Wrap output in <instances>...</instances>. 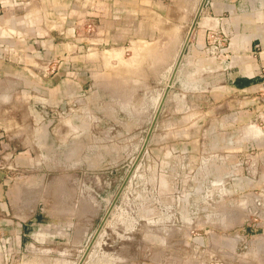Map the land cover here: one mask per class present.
<instances>
[{"label": "rangeland", "instance_id": "rangeland-1", "mask_svg": "<svg viewBox=\"0 0 264 264\" xmlns=\"http://www.w3.org/2000/svg\"><path fill=\"white\" fill-rule=\"evenodd\" d=\"M195 11L196 6L193 7V11H179L177 19L182 18L183 23L177 22L170 28L162 23L161 30H171L176 42L169 41L168 36H163L160 40V51H147L142 48L136 50L134 46H130L124 52L120 49L117 58L115 54L106 56L104 52H107V48L103 44L98 49L91 47L92 44L87 42L82 44L80 53L83 54V59L78 62L83 60L87 63L99 62L102 66L101 70H97L99 78L108 80L113 77L121 82L131 81L135 88L140 86L139 90L137 88L134 90L136 94L132 99L124 101L123 110L118 113V116L123 117L122 121L131 122L134 128L129 134L131 138L124 143L118 140L128 133H115L113 130L106 133L103 131L107 127L105 125L99 124L100 128L93 127L96 133L89 132L85 137L78 135L76 131H70L72 125L74 126L70 117L78 112L77 108L80 106L78 102H74V98L72 101L65 98L59 106L58 104L56 106V103H51L49 99L38 101L34 98L37 96L36 93L32 96L33 100L40 102V107L56 116L51 127L52 138L56 145L61 146V149L76 151L78 142H83L81 149L74 155L71 154L66 163L68 160L81 161L86 149L91 145H103L104 141L117 142L116 146L122 148L123 152L115 149L118 150L117 155L122 154L124 160L118 155L116 160L111 162L114 171L109 183L111 185L109 195L113 193V197L117 193L118 195L116 199L111 200V209L108 213V208L101 207L92 198V191L88 189L96 186L94 176L97 174V168L75 165L64 168L55 166L46 168L40 164L30 166L20 161L19 156L17 161L15 153L17 150H24L25 140L30 139L29 135L24 134L25 127L30 122L26 119V103L22 101L20 95L15 97L18 88H8L5 94H2L0 184L5 210H0V217H4L6 213L12 214L20 208L30 212L29 208L33 206L39 208L46 201L50 205H56L57 198L49 196L50 198L44 200L41 198V192L48 187L53 190L51 191L53 194L57 191L61 192L59 208L64 226L71 230L82 229L83 233L82 236L75 237L74 241L72 235L64 238L60 246V249H63V261L59 264H264V208L253 212L254 194L251 193L253 190L248 187L238 191L236 186L239 183L236 181L231 164L212 168L203 165L204 159L209 154L202 146L207 137L202 135V129L217 126L216 106L202 102L201 96L197 94L200 89L198 86L187 89L179 83L175 84L172 94L176 95L177 99L181 96V103L188 105L187 110L184 111L182 107V111L170 114L167 103L160 105L163 94L156 102L155 108L150 100H146L151 87L148 72L144 68L151 66L152 70L150 68L148 70L152 73L159 59V64L164 69L172 58L179 54ZM186 13L187 17H185ZM87 23L93 25V30H97L90 20H82L79 24L75 22L77 25L75 30L84 32L82 37L88 33ZM207 24L209 28H203L205 31L203 57L217 61L220 59L213 57L211 53L213 45L217 42L215 39L217 31L212 28L215 23ZM173 43L176 46L175 55L170 52L173 50L170 49ZM184 54L181 76L188 79L196 71H190L186 67L187 53ZM128 57H131L129 61L122 60ZM31 63L39 65L42 61L32 60ZM33 69L37 74L34 78L46 77L56 70L50 68L41 70L37 66ZM92 73L95 74L96 71L93 70ZM130 73L133 75L128 76ZM199 75L200 73L197 76ZM211 89L208 86L209 93L216 95V89ZM143 91H145L144 97L141 94ZM61 105L65 107V114H61ZM162 106L165 107L161 116L157 114L147 138L155 112L161 110ZM40 115L41 120H44L41 110ZM87 115L86 118L93 116L89 111ZM125 115L129 118L126 119ZM61 118H68L70 121L69 125L61 130L65 133L63 141L58 140L55 133ZM136 123L139 126L135 129ZM74 127L77 130V127ZM21 130L23 132L20 133ZM141 139L143 142L146 140V145L138 156L143 144ZM61 154V150L54 151L51 160L53 158V162H57ZM189 160L192 161L189 163ZM82 161L86 163L89 160L82 159ZM126 163L129 166H126ZM138 163L140 164L137 166ZM109 168L110 166H104L97 171L98 176L102 174L99 172H107ZM245 169L243 165L244 173ZM59 175L61 187L57 190L56 177ZM80 176L89 184L76 180ZM47 182L51 184L47 185ZM2 225L0 223V226ZM248 228H251V231L246 230ZM86 234H88L87 238ZM35 249V252H39L32 251L31 258L34 259L29 264H42L39 259L40 248ZM3 264H16L15 258L9 257L6 262L3 261Z\"/></svg>", "mask_w": 264, "mask_h": 264}, {"label": "crops", "instance_id": "crops-1", "mask_svg": "<svg viewBox=\"0 0 264 264\" xmlns=\"http://www.w3.org/2000/svg\"><path fill=\"white\" fill-rule=\"evenodd\" d=\"M0 4V98L8 88L14 87L18 88L15 97L20 95L26 103V119L30 122L26 125L24 134L29 135L30 139L25 140L24 150H17L15 158L18 161L19 156L20 161L30 166H43L44 162L43 153L34 136L41 119L37 107L40 102H36L37 100L43 102L49 99L56 106L65 98L84 102L78 106L77 111L85 118L88 117V111L90 115L93 114L91 118H86L89 122L88 132L94 134L93 127L105 125L107 127L103 131L106 133L112 130L115 133H128L118 142L124 143L131 138L129 134L134 129L133 124L122 121L123 117L118 116V113L123 110L124 101L132 99L136 94L134 90H139L140 86L135 88L131 81L121 82L113 77L108 80L99 78L97 70L102 68L99 62H78L83 59V54L80 53L82 44L87 42L95 49L103 44L106 50L121 49L122 52L130 46L160 51L163 36L176 42L171 30H161L162 23L169 28L177 22L183 23L182 18L177 19L179 11H193V7L198 6L196 0H22L17 4L16 0H0ZM187 16L186 13L185 17ZM82 20L92 21L97 30L86 33L85 37L81 36L84 32L74 33L73 23ZM210 22L215 23L212 28L218 33H226L229 40L227 56L222 60L214 61L203 57L204 29L209 28L207 23ZM188 31L189 27L187 34ZM185 39L186 37L181 47ZM171 48L173 50L170 52L175 55V43ZM184 53H187L186 67L190 71H196L188 77V81L200 88L197 94L201 96L202 102L214 104L217 109V126L202 129V135L207 136L202 146L209 154L203 165L212 168L231 164L239 183L236 186L238 191L249 187L254 196H261L264 193V0H205ZM177 55L178 53L164 69L159 64V59L152 73L148 67L144 68L149 73L147 75L151 87L147 101L153 102L156 96L162 95L165 86L162 82L169 76L168 71L175 64ZM53 58H63V62L60 61L50 75L34 78L36 70L31 61H42L38 65L41 66ZM129 59L131 57L122 60ZM93 70L96 71L95 74L92 73ZM208 86L215 88L217 94L209 93ZM144 92H141L143 97ZM35 93L37 96L34 98L37 100L32 97ZM176 97L172 94L167 102L170 114L182 111V107L184 111L188 108L187 104L181 103V96L179 99ZM112 107L115 112H112ZM164 107L162 106L158 116H161ZM125 118L129 117L125 115ZM74 126L70 131L82 135L84 129L76 126V130ZM137 126L138 123L135 129ZM55 133L61 141L57 130ZM115 143L104 141L103 145H91L82 155V159L89 160L86 163L82 159L79 162L68 160L66 163L59 157L57 162L50 158V166L97 168L94 176L96 186L88 189L92 191V198L103 207L111 191L109 183L114 171L111 162L118 155L123 159L122 154L117 155L116 152L123 150ZM243 165L245 173L242 171ZM104 166H110L109 170L99 172L102 174L98 176L97 171ZM56 178V188L60 190V175ZM76 180L89 184L81 176ZM48 184L51 183L47 182ZM51 191L53 190L49 187L42 190L41 198L45 200L54 196L58 200L56 205H50L46 201L39 208H29L30 212L20 208L0 217V223L3 224L0 226V264L9 257L15 258L16 264H29L34 259L31 258L32 251L35 252L38 247L42 264H59L63 261V249L60 246L64 238L72 235L74 241L75 237L82 236V229L71 230L64 226L59 208L62 193L57 191L55 195ZM4 205L0 184V210H5ZM6 216L8 217L5 218ZM250 229L246 230L251 231Z\"/></svg>", "mask_w": 264, "mask_h": 264}, {"label": "water", "instance_id": "water-1", "mask_svg": "<svg viewBox=\"0 0 264 264\" xmlns=\"http://www.w3.org/2000/svg\"><path fill=\"white\" fill-rule=\"evenodd\" d=\"M204 1L205 0H197L198 6L196 8V11H195V14L193 16V19L191 20V23L189 25V31H188V34L186 36L185 43L181 47V49L179 51V54L177 55L175 64L173 65L169 76L167 77V79L164 82V83H167V84H165V86H164L163 93H162L164 96L162 95L163 98H161V99H163V101H161L162 104H160V105H163V104L167 103V101L169 100L170 96L173 93V89H174L176 83H179L180 85L184 86V88H187V89L188 88H193L195 86L194 84L189 82L188 79H186V78L181 76L182 75L181 71H182V69L184 67V63L182 62V60L184 59V51H185L186 45L188 43L189 36L191 35V33H192L196 23H197V20H198L199 15H200V9L203 7ZM160 97L156 96V98L153 100V102H152L153 108H155V104H156V102H158ZM83 103L84 102H78L77 104L78 105H83ZM37 107L41 110L42 116L44 117V120L40 119L38 121L37 128L35 130L34 136L36 138V143L39 145L40 150H41V152L43 153V156H44L43 166L46 167V168H49L50 167V158H51V155H52V153L54 151L61 150V152H62L61 158H62V160L66 161L71 154L74 155L76 151L81 149V147L83 145V142H78V144H77L78 148L76 149V151L70 150L68 148H66L67 151H66L65 148L61 149V146L56 145L54 143V140L52 138V132H51V127L54 124L56 116L50 114L48 112V110H46L45 108L40 107V105H37ZM159 110L160 109H158V111ZM60 111H61V114H65L64 105L60 106ZM158 111L155 112V115L153 117V122H152L151 126L148 129L147 138L149 137L150 131L152 129V126H153L154 120L156 119ZM112 112H114V108L113 107H112ZM70 118H71L72 122L76 126L81 127V128L84 129V132H83L82 136L84 135V137H85L86 135H89V132H88L89 122L87 121V119L85 117H82L78 112H75L73 115H71ZM147 138H146V140H147ZM146 140L143 142V144L141 146V149H140V151L138 153V156L141 154V151L144 150L145 145H146ZM69 143L72 144V142H69ZM139 164L140 163H138L137 166ZM125 165L129 166L128 163H126ZM113 194L109 195V197H111V198L108 199L109 198L108 197L105 200V204L103 206L105 209L108 208L107 209V213L111 209V207H110V205L112 203L111 200L113 198L116 199V197L118 195V193H117V195L115 197H113Z\"/></svg>", "mask_w": 264, "mask_h": 264}, {"label": "built area", "instance_id": "built-area-1", "mask_svg": "<svg viewBox=\"0 0 264 264\" xmlns=\"http://www.w3.org/2000/svg\"><path fill=\"white\" fill-rule=\"evenodd\" d=\"M18 1L22 2V0H18ZM18 1L16 0V4L18 3ZM0 8H1V4H0ZM76 23L79 24L80 21H77ZM76 26L77 25L74 22L73 26H72L73 32L76 34H78L79 32L82 33L80 30L79 31L75 30ZM86 30L88 32L94 31L93 25L87 23ZM216 36L217 37L215 39H217V42L215 45H213L211 53L213 54V57L222 60L223 57L226 58V56H227L226 55L227 54L226 47H227L229 40L226 36V33H224L223 31H219V33L217 32ZM60 61L63 62V58L62 59L61 58H53V59L49 60L48 62H46L45 64H43L41 66L35 65V67L37 66L41 70H46L49 68H50V70H55L57 68V65L60 64ZM262 95H264V92L262 93ZM252 208H253V212L257 209L261 210L262 208H264V194H262V196H254V199L252 200Z\"/></svg>", "mask_w": 264, "mask_h": 264}, {"label": "bare ground", "instance_id": "bare-ground-1", "mask_svg": "<svg viewBox=\"0 0 264 264\" xmlns=\"http://www.w3.org/2000/svg\"><path fill=\"white\" fill-rule=\"evenodd\" d=\"M168 45V44H167ZM136 47V46H135ZM166 48H168V47H166ZM137 50V49H136ZM151 50V49H150ZM166 50V49H165ZM168 50V49H167ZM133 51H134V49H133ZM139 51V50H138ZM154 51H155V49H154ZM169 51V50H168ZM136 52V51H135ZM142 52V51H141ZM167 52V51H166ZM138 53H140V52H138ZM143 53H145V52H143ZM104 54L107 56V55H117V58H119L118 57V55H120V50H107V52H104ZM103 55V54H102ZM137 56V55H136ZM150 56H151V54H150ZM116 58V57H115ZM105 59H107V58H105ZM118 60V59H117ZM138 60V59H137ZM106 63V62H105ZM107 64V63H106ZM131 64V63H130ZM139 65V64H138ZM124 66H126V65H124ZM132 65H130V67H131ZM135 67V66H134ZM121 68H123L122 66H121ZM127 68H129V67H127ZM150 69H151V66L149 67ZM131 69V68H130ZM148 69V68H147ZM123 70V69H122ZM136 70V69H135ZM134 70V71H135ZM141 70H143V69H141ZM152 70V69H151ZM127 71V70H126ZM132 71V70H131ZM150 71V70H149ZM138 72V71H137ZM135 73V72H134ZM144 74V73H143ZM149 74V73H148ZM151 74V73H150ZM145 75V74H144ZM143 75V76H144ZM148 76V75H147ZM141 77V76H140ZM144 78H145V76H144ZM138 84V83H137ZM135 85H136V83H135ZM160 100V99H159ZM3 111V110H2ZM5 111V110H4ZM7 112V111H6ZM6 115V114H5ZM2 116V115H1ZM3 117V116H2ZM70 121H69V119L68 118H66V119H63V118H61V119H59V121H58V125H57V128H56V130H57V132H58V137L61 139V141H63L64 140V136H65V134H62V132H61V130H62V128L64 127V126H66V125H69L68 123H69ZM252 130V129H251ZM252 131H254V132H256L254 129L252 130ZM72 132H74V131H72Z\"/></svg>", "mask_w": 264, "mask_h": 264}]
</instances>
